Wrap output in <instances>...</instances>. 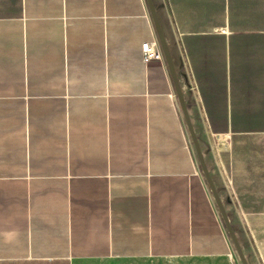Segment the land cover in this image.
I'll return each instance as SVG.
<instances>
[{"label":"crops","instance_id":"0c3cea01","mask_svg":"<svg viewBox=\"0 0 264 264\" xmlns=\"http://www.w3.org/2000/svg\"><path fill=\"white\" fill-rule=\"evenodd\" d=\"M155 2L161 42L152 0H0V264L226 254L212 188L264 216V0Z\"/></svg>","mask_w":264,"mask_h":264},{"label":"rangeland","instance_id":"374dc122","mask_svg":"<svg viewBox=\"0 0 264 264\" xmlns=\"http://www.w3.org/2000/svg\"><path fill=\"white\" fill-rule=\"evenodd\" d=\"M155 1L152 0V11L159 23V14L157 13L158 3ZM182 84L184 86L182 100H185L184 97L186 96L190 99V103H193L194 91H192L190 79L183 76ZM178 99L180 100L179 96ZM185 109L187 111L186 117H188V108L185 107ZM182 111L185 119L184 109ZM191 123L193 130V137L191 139L194 148H197V146L199 148L209 147L210 143L216 146L215 139L212 137H208L209 139H207L205 137L203 127L199 123ZM220 139L225 143L223 137ZM223 224L227 238L230 240V248L226 254L151 255L149 257H134L126 260H118L117 264H264V216H244L241 219L229 218L228 227L223 219Z\"/></svg>","mask_w":264,"mask_h":264},{"label":"water","instance_id":"95a60500","mask_svg":"<svg viewBox=\"0 0 264 264\" xmlns=\"http://www.w3.org/2000/svg\"><path fill=\"white\" fill-rule=\"evenodd\" d=\"M152 10H153V9H152ZM152 13H153V11H152ZM152 15H153L154 28L157 29L158 38H159V41L161 42V41H162V35H161V29H159L160 26H159V23H158L157 19L154 17V16H155L154 13H153ZM165 52H166V50H165ZM165 56H166V59L168 60V53L165 54ZM168 61H169V60H168ZM169 63H170V62H169ZM172 76H173V73H172ZM173 77H174V82H175V92L178 93V96L180 97V101H181L182 106H183L182 94H181V92H180L179 86L177 85V83H176V81H175V80H176V79H175V76H173ZM183 109H184V114H185V121H186V123L188 124V126H189V128H190V131H191V137H193L192 126L190 125V123H189V121H188V117H186V113H187V111H186L185 107H183ZM196 145H197V142H196ZM196 150H197V153H198L199 158H200V163H201V165L203 166L202 155H201V152H200V148H199V146H197ZM208 180H209V179H208ZM209 184H210V182H209ZM210 185H211V184H210ZM212 189H213V193H214V195H215V198H216V200H217V202H218V204H219V207H220V210H221V213H222V218L224 219V222H225V224H226L227 227H228V225H229V218H226L225 213H224L223 208H222V205H221V202H219V200H218V198H217V195H216V193H215L214 188H212Z\"/></svg>","mask_w":264,"mask_h":264},{"label":"built area","instance_id":"2783aa9c","mask_svg":"<svg viewBox=\"0 0 264 264\" xmlns=\"http://www.w3.org/2000/svg\"><path fill=\"white\" fill-rule=\"evenodd\" d=\"M143 60L153 56V57H159L160 53L158 50V46L156 45V42L154 40H145L143 43Z\"/></svg>","mask_w":264,"mask_h":264}]
</instances>
